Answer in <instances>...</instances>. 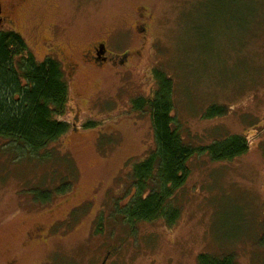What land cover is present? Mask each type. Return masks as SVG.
Here are the masks:
<instances>
[{
    "label": "rangeland",
    "instance_id": "1",
    "mask_svg": "<svg viewBox=\"0 0 264 264\" xmlns=\"http://www.w3.org/2000/svg\"><path fill=\"white\" fill-rule=\"evenodd\" d=\"M15 25L39 63L50 41L76 60L98 41L132 55L65 75L71 126L38 155L0 138V264H198L202 254L264 264V0H27ZM159 74L185 145L248 144L233 160L189 159L165 205L178 213L171 225L121 214L134 167L155 148L151 112L136 108ZM212 107L226 112L207 118Z\"/></svg>",
    "mask_w": 264,
    "mask_h": 264
},
{
    "label": "trees",
    "instance_id": "2",
    "mask_svg": "<svg viewBox=\"0 0 264 264\" xmlns=\"http://www.w3.org/2000/svg\"><path fill=\"white\" fill-rule=\"evenodd\" d=\"M29 52L20 35L0 34V138L10 143L14 150L23 148L30 155H38L71 126L61 118L68 105L69 87L58 61L48 58L39 63ZM156 82L153 97L141 99L136 108L143 111L147 107L151 112L155 148L134 167L133 190L130 195L127 193L129 201L120 209L132 223L162 218L171 225L178 213L165 205L184 185L189 159L195 153H205L211 161L233 160L247 152L248 144L243 137L231 135L207 147L185 145L173 127L171 82L161 74ZM225 112L224 108L212 107L205 116L213 118ZM151 184L156 185L155 189ZM37 195H33L34 198L39 197ZM198 264L235 262L232 257L217 259L202 254Z\"/></svg>",
    "mask_w": 264,
    "mask_h": 264
},
{
    "label": "flooded vegetation",
    "instance_id": "3",
    "mask_svg": "<svg viewBox=\"0 0 264 264\" xmlns=\"http://www.w3.org/2000/svg\"><path fill=\"white\" fill-rule=\"evenodd\" d=\"M26 2L27 0H0V34L12 32L20 35V33L14 31H20L15 25V18L17 12L22 10ZM149 20H151V16L145 13V11L137 14L133 29L138 30V34H140L138 39L145 38ZM51 42L47 44L49 47L46 49L44 56L46 59L58 61L64 75H68L69 77L73 76L72 74L79 68L102 70L110 65L117 67V65L125 64L132 55L131 52L113 53L107 48L105 41H98L81 51L78 60H76L71 56H67L63 49Z\"/></svg>",
    "mask_w": 264,
    "mask_h": 264
}]
</instances>
